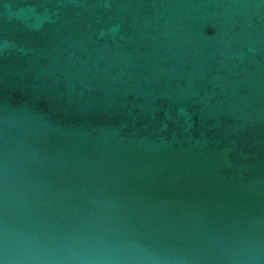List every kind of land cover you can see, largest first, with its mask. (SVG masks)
Segmentation results:
<instances>
[{"label": "water", "instance_id": "obj_1", "mask_svg": "<svg viewBox=\"0 0 264 264\" xmlns=\"http://www.w3.org/2000/svg\"><path fill=\"white\" fill-rule=\"evenodd\" d=\"M0 264H264V0H0Z\"/></svg>", "mask_w": 264, "mask_h": 264}]
</instances>
